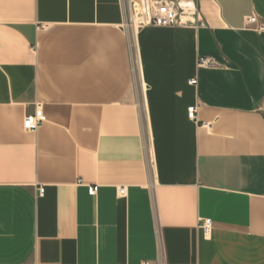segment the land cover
<instances>
[{"label":"crops","instance_id":"0c3cea01","mask_svg":"<svg viewBox=\"0 0 264 264\" xmlns=\"http://www.w3.org/2000/svg\"><path fill=\"white\" fill-rule=\"evenodd\" d=\"M197 8L0 0V264H264V0Z\"/></svg>","mask_w":264,"mask_h":264},{"label":"built area","instance_id":"2783aa9c","mask_svg":"<svg viewBox=\"0 0 264 264\" xmlns=\"http://www.w3.org/2000/svg\"><path fill=\"white\" fill-rule=\"evenodd\" d=\"M123 5L128 14L127 27L135 34L142 27L154 26L162 28H171L178 26L202 25L203 22L199 20V11L197 8V0H122ZM247 25L254 26L256 30L264 32V23L259 21L256 14L246 17ZM212 58L201 57L199 64L201 66L212 67L214 65ZM134 71L140 77V84L144 87V82L141 77L139 59L136 58V67ZM192 85H197V78L190 80ZM188 117L191 120L198 122L197 105H192L188 108ZM46 120V115L40 105H36L33 113L26 115L24 119V128L28 131H36L39 126ZM210 125V123H207ZM98 187L91 185L89 187V194L95 195ZM44 193V188L40 189ZM126 187L120 188V193L125 195ZM201 226L206 232L212 229V220L206 218L202 220ZM160 264H167L165 260H161Z\"/></svg>","mask_w":264,"mask_h":264}]
</instances>
